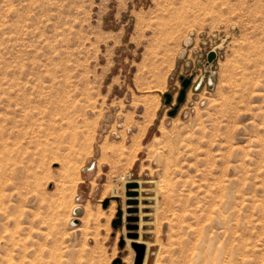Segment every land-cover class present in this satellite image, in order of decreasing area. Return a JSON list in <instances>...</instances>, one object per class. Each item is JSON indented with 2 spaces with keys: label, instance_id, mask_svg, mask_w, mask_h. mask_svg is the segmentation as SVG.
I'll use <instances>...</instances> for the list:
<instances>
[{
  "label": "rangeland",
  "instance_id": "374dc122",
  "mask_svg": "<svg viewBox=\"0 0 264 264\" xmlns=\"http://www.w3.org/2000/svg\"><path fill=\"white\" fill-rule=\"evenodd\" d=\"M132 242L264 264V0H0V264Z\"/></svg>",
  "mask_w": 264,
  "mask_h": 264
},
{
  "label": "water",
  "instance_id": "95a60500",
  "mask_svg": "<svg viewBox=\"0 0 264 264\" xmlns=\"http://www.w3.org/2000/svg\"><path fill=\"white\" fill-rule=\"evenodd\" d=\"M212 56L213 55H211V57ZM189 84H190V80L189 79L183 81L182 90L180 91V94H179V97H178V103H181L183 101L184 96H185V90L189 86ZM165 98H166V103H169L170 100H171V96L170 95H166ZM174 112L175 111H172L170 114L173 115ZM134 188H137V184L136 183L127 184V189H134ZM135 195H136V192H133V191H130V192L127 193L128 197H133ZM136 203H137L136 200H133V199L127 201V205H135ZM107 204H108V200H105L104 203H103V207L105 208ZM75 212H78V209ZM127 212L128 213H135L136 209L128 208ZM116 217H117V219L113 222V226H115V224L116 225L120 224V220H121V211L120 210L118 211ZM127 221L128 222H136L137 218L136 217H128ZM127 229L130 230V231L137 230V225L129 224L127 226ZM128 238L135 240V239H137V234L131 232V233L128 234ZM131 247H132V249L135 252L134 264H143V261H144V258H145V246L143 244L139 243V242H132L131 243ZM112 264H121V259L120 258H116L112 262Z\"/></svg>",
  "mask_w": 264,
  "mask_h": 264
},
{
  "label": "crops",
  "instance_id": "0c3cea01",
  "mask_svg": "<svg viewBox=\"0 0 264 264\" xmlns=\"http://www.w3.org/2000/svg\"><path fill=\"white\" fill-rule=\"evenodd\" d=\"M127 257H128V259H130V264H134L135 252H132V253L129 252L128 255H127ZM144 261H145V258H144ZM144 261H143V263H144Z\"/></svg>",
  "mask_w": 264,
  "mask_h": 264
},
{
  "label": "bare ground",
  "instance_id": "6f19581e",
  "mask_svg": "<svg viewBox=\"0 0 264 264\" xmlns=\"http://www.w3.org/2000/svg\"><path fill=\"white\" fill-rule=\"evenodd\" d=\"M78 208H76L75 210H77ZM198 255V254H197ZM221 259L219 260V258L216 260V263L215 264H221Z\"/></svg>",
  "mask_w": 264,
  "mask_h": 264
}]
</instances>
